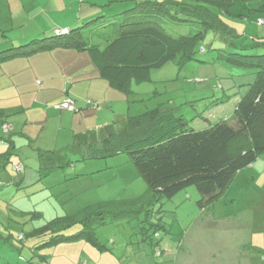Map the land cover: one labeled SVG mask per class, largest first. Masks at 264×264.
Returning <instances> with one entry per match:
<instances>
[{"label":"trees","instance_id":"16d2710c","mask_svg":"<svg viewBox=\"0 0 264 264\" xmlns=\"http://www.w3.org/2000/svg\"><path fill=\"white\" fill-rule=\"evenodd\" d=\"M134 1L136 4L125 11L111 16L96 15L66 33L57 35L56 32L48 38V43L34 41L27 52L57 46L88 50L99 67L101 77L128 96L132 82L149 80L151 70L174 60L184 62L193 58L199 49L205 52L201 42L209 31L231 33L220 13L227 12L230 4L237 0H205V4L197 6L157 0ZM219 8L220 12L217 11ZM181 26H189L191 32L187 35L170 32L172 27ZM24 48L21 46L18 49ZM21 50L1 53L0 60L17 56ZM216 50L219 62H234L236 66L250 68L249 71L255 74V80L246 84V94L234 102L227 117L198 127V119L209 121L204 111L188 118L187 114L177 113L176 108L157 106L139 114L126 115L121 119L124 127L119 132L113 131L115 123H112L107 127L109 130L105 137L81 149V160H100L127 154L147 183L146 191L133 198L98 201L73 215L64 214L41 226H34L27 233L13 235L7 229L6 238L14 236L12 245L19 252V259L32 264H49L50 257L41 254L42 250L80 240L89 242L100 251H112L99 240L96 227L121 218H138L141 242L158 245L163 240L161 231L170 233V225L162 216L163 200H171L184 190L189 193L191 190L186 188L195 186L199 193V208L213 207L237 172L249 167L264 154V53ZM208 98V110L229 101V98ZM70 100L76 111L75 101ZM5 132L11 131L6 128ZM0 139L9 145L0 154V164L3 165L0 166L6 169L16 155L15 147L11 135ZM61 167L59 164L55 169ZM14 168L18 173H23L25 169L20 162L15 163ZM34 213L37 217L41 216L38 211ZM76 225L80 228L68 233ZM24 249L30 253L26 257L22 254ZM158 252L156 257L160 255ZM260 252L264 254V251Z\"/></svg>","mask_w":264,"mask_h":264},{"label":"crops","instance_id":"0c3cea01","mask_svg":"<svg viewBox=\"0 0 264 264\" xmlns=\"http://www.w3.org/2000/svg\"><path fill=\"white\" fill-rule=\"evenodd\" d=\"M131 7L128 0H0V54L10 50L19 52L18 48L25 46L17 56L0 60V137L11 135L14 153L20 147L15 135L25 138V142L21 138V146L25 147L31 144L30 147H80L81 150L105 137L107 127L117 118H124L123 113L117 112V105L123 102L130 108L129 96L101 77L88 50L57 46L27 51L34 41L50 42L48 38L57 30H69L96 15L111 16ZM70 99L75 101L76 111L58 108ZM49 120L57 125L47 135ZM123 127L124 123L118 128L114 126L113 131L119 132ZM6 128L11 132L6 133ZM8 146L0 139V154ZM1 166L0 190L9 182L20 188L18 185L26 179L27 172L9 181L7 177L12 179V176ZM244 178H251V184ZM254 185L259 189L253 191ZM248 186L252 189H245ZM7 193L0 191V264H32L19 259V252L12 245L14 236L6 238L7 229L13 235L21 233L13 230L19 225L13 224V228L4 221L7 212L2 203L7 201L4 196ZM195 195L192 191L183 193L180 204ZM192 208L198 212L188 224L180 219L176 232L172 220L170 234L177 240H171L172 245L169 243L168 250H163L167 255L163 254L159 261L155 262L157 250L129 259L123 254L100 251L80 240L58 244L54 254L46 253L49 264H264V254L260 252L264 251V154L237 172L213 207ZM20 210L17 209L19 216ZM81 243L87 244H82L87 254L76 255L70 246ZM61 245L65 247L60 249Z\"/></svg>","mask_w":264,"mask_h":264},{"label":"rangeland","instance_id":"374dc122","mask_svg":"<svg viewBox=\"0 0 264 264\" xmlns=\"http://www.w3.org/2000/svg\"><path fill=\"white\" fill-rule=\"evenodd\" d=\"M128 1L132 3V6L136 4L134 0ZM157 1L191 6L205 4V0ZM217 11L220 12V8ZM220 14L231 33H226L227 31L223 30H219L220 32L209 31L201 42V47L206 48L205 52L199 49L193 58H188L184 62L174 60L161 68H155L151 70L150 79L147 81L137 82L134 80L131 93L128 95L131 101L130 108L126 103L119 102L117 112L123 113L126 117V115L139 114L160 106L162 108H176L177 113L187 114L188 118H192L198 115L200 111H204V115L209 118V121L198 119L196 121L198 127L207 126L210 122L227 117L234 106V102L241 95L246 94L248 90L246 84L255 80V74H252L253 71H249L250 68L236 66L237 64L234 62L223 60L219 62L216 59L218 52L216 49L264 53V0H237L230 4L227 12ZM174 28L172 27L170 32L178 35H187L191 32L189 26H181L173 31ZM98 40L101 42L100 38ZM227 94L230 96L225 97ZM210 96L229 98V101L215 105L208 110L210 102L208 97ZM105 113L109 115V111ZM43 119L45 120V118ZM122 122L123 120L117 118L115 125L111 124L110 126L113 125L118 128L123 124ZM47 123H49L48 135L56 130L54 128L57 124L54 125L52 120L47 121ZM15 137L20 147H17L16 155L13 156L4 172L7 171L12 176V179L7 177L9 181H12L14 177L22 174L16 172V168H14V164L20 161L25 168H23L24 171L27 172L26 179L21 182V185H18L21 186L20 188L14 182H9L6 183L5 187L2 185L0 191H8L4 195L8 199L2 203L7 212L4 221L11 226L13 224L19 225V228L12 226L16 233L19 231L27 233L34 226H41L64 214L73 215L98 201L140 196L147 189V183L127 154L84 161L81 160L80 147H52V149H47L51 147H30L31 144H27L25 147L21 146V138L24 142L25 138L19 135H15ZM41 152L44 155L40 154ZM59 164L62 167L55 169ZM0 174L2 175V173ZM244 181L251 184V178H244ZM186 189L197 193L192 199L186 198L185 204H180V195L187 190L179 192L171 200H163V220H166L167 225H171L173 220V232H176L180 219L188 224L194 218V214L198 212L192 208H199L197 203L198 190L195 186ZM240 189L238 188V190ZM245 189L252 188L248 186ZM257 189L259 187L254 185L253 191ZM191 203L194 206L191 207ZM158 207L159 205L155 209L157 210ZM20 208L21 216L17 214V209ZM37 211L41 213L40 217L34 213ZM139 227L138 218L113 219L98 225L96 233L102 243L112 248V252L108 251V253L123 254L130 259L136 255L149 254L152 249L159 250L158 254L160 253V255L155 259V262L161 260L163 254L167 255L163 250H168V244L171 243V240L173 242L177 240L176 238L174 241L172 239L174 235L163 230L161 231L163 239L161 246H159L160 244L141 242L142 233ZM79 228L80 226H73L68 233L75 232ZM82 244L84 243L69 245H72L70 247L72 250L74 249L76 255L82 252L87 254L84 248V245L87 244ZM143 244L144 247H142ZM171 245L169 244V247ZM54 247L48 248L44 254H54ZM64 247L65 245H61L59 248L63 249ZM89 247L91 248V246ZM22 254L26 257L30 253L24 249Z\"/></svg>","mask_w":264,"mask_h":264},{"label":"built area","instance_id":"2783aa9c","mask_svg":"<svg viewBox=\"0 0 264 264\" xmlns=\"http://www.w3.org/2000/svg\"><path fill=\"white\" fill-rule=\"evenodd\" d=\"M67 31H68L67 29H60V30H57V33L61 34V33H66ZM59 107L63 108V109L75 111L74 105L71 102V100H67V101L63 102L62 104L59 105ZM16 168H17V170L20 169V167H16Z\"/></svg>","mask_w":264,"mask_h":264}]
</instances>
